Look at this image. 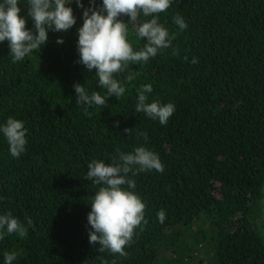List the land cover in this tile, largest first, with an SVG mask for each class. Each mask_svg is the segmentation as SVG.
Returning a JSON list of instances; mask_svg holds the SVG:
<instances>
[{
    "label": "trees",
    "instance_id": "trees-1",
    "mask_svg": "<svg viewBox=\"0 0 264 264\" xmlns=\"http://www.w3.org/2000/svg\"><path fill=\"white\" fill-rule=\"evenodd\" d=\"M69 3L77 23L50 31L41 50L13 63L8 42L0 43V127L18 119L27 140L15 158L0 131V215L10 212L27 228L23 236L0 229V264L5 252L16 253L13 264H264V0H172L158 14L171 47L115 74L124 95L89 107L90 115L73 86L106 96L96 70L78 62V29L92 5ZM19 7L34 31L28 0ZM151 18L141 14L138 24ZM135 27L127 39L138 51L147 41ZM129 73L137 74L131 82ZM146 84L149 103L175 106L166 125L135 111ZM137 147L156 153L164 169L130 173L136 188L124 186L145 204L147 223L126 255L100 253L89 242L97 186L85 180L87 166Z\"/></svg>",
    "mask_w": 264,
    "mask_h": 264
},
{
    "label": "clouds",
    "instance_id": "clouds-1",
    "mask_svg": "<svg viewBox=\"0 0 264 264\" xmlns=\"http://www.w3.org/2000/svg\"><path fill=\"white\" fill-rule=\"evenodd\" d=\"M74 2L84 9L82 0ZM90 3L92 6L83 11V25L78 29V62L90 72L96 70L95 76L98 77L99 86L106 90V96L99 92L89 95L84 85L75 84L76 104L83 107L85 115H90L89 107L106 106L109 98L119 100L124 95L125 87L114 78L115 74L124 72L130 63H147L158 54V50L169 48L172 44L168 30L158 22V14L166 12L172 0H102L99 9L95 6V0H90ZM69 4V0H28L27 12L34 23L33 31L27 29V20L21 16L20 0H3L0 3V43L8 42L13 63L23 60L34 50H41L48 41L50 31L67 32L77 23L73 9L67 6ZM141 14L153 18L138 24ZM121 16L130 17V21L125 23ZM174 23L181 31L188 27L179 15L175 16ZM129 25L136 26V35L147 41L138 51H134L128 42ZM57 43L63 44L64 41L58 39ZM192 63L196 64L198 60L193 58ZM136 75L129 73L126 81H133ZM137 91L135 111L166 125L174 114V104L149 103L147 94L153 91L151 84L141 85ZM0 131L8 142L11 155L19 158L27 144L24 123L10 117ZM131 131L125 129L127 133ZM141 135L148 139L147 133ZM117 157L113 158L111 164L101 160L90 162L85 180L97 186L91 197V212L88 215L92 229L89 242L99 245L100 253L123 256L126 255L125 248L132 242L135 229L142 222L147 223L144 218L145 204L134 191L124 187L136 188V182L129 178V174L135 176L140 172H163L164 169L159 156L145 147H137L131 153L117 149ZM165 215L163 209L157 213L161 223ZM28 224H32L30 219ZM5 227L9 235L17 233L23 236L27 232V228L10 212L0 215V229ZM3 238L0 235V239ZM4 257L5 264H13L16 253L5 252ZM102 264L108 262L102 260Z\"/></svg>",
    "mask_w": 264,
    "mask_h": 264
}]
</instances>
